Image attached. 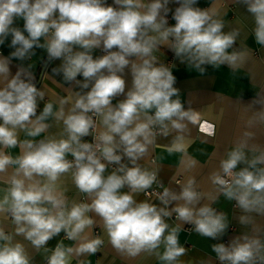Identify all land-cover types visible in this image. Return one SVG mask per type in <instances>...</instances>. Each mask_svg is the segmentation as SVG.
I'll list each match as a JSON object with an SVG mask.
<instances>
[{
  "label": "clouds",
  "instance_id": "9594fccd",
  "mask_svg": "<svg viewBox=\"0 0 264 264\" xmlns=\"http://www.w3.org/2000/svg\"><path fill=\"white\" fill-rule=\"evenodd\" d=\"M171 0H0V45L11 37L9 56L0 55V76L11 77L0 88V145L15 147L18 130L37 137L50 127V117L64 125L59 139L25 140L26 151L13 159L0 152V173L8 166L17 167L7 194L0 200V213L7 212L15 224V233L0 228V264H30L24 246L14 243V235H22L39 250L61 231L67 239L81 240L78 247L58 244L47 258V264H70L71 254L97 252L103 241L89 239L85 230L95 221L92 212L103 221L111 245L131 256L141 251L155 252L161 244L160 259L175 261L185 249L179 245L177 229L169 231L165 217L173 213L194 226L202 236L216 239L228 228L226 215L209 204L197 207L202 195L190 178L179 194L165 188L158 198L165 207L147 201L137 202L135 193L152 187L156 173L137 166L155 136L154 129L168 134L181 131L186 119L193 121L190 111L178 98L172 71L157 63L154 51L167 43L181 63L187 61L201 73L202 65L236 67L241 54L232 49L238 30L223 32L224 23L215 14L195 7L198 0H174L179 6L172 13L175 23L169 25ZM246 6L255 22L254 38L264 46V0H238ZM23 21V28L16 25ZM26 33V34H25ZM41 38L45 39L43 44ZM35 47L44 48L51 59H61L59 71L66 81H76L88 91L77 92L60 101L53 112L46 103L37 115L38 98L44 93L32 82L30 74L17 70L11 74L13 58L23 60ZM75 48L80 50L74 51ZM105 54L93 57L95 49ZM132 76L131 88L125 92V69ZM55 71V70H54ZM84 78L83 82L76 80ZM124 95L115 105L113 99ZM174 97H176L174 99ZM70 105L65 111L64 106ZM264 119V116H262ZM195 122V121H193ZM91 135L93 142L83 137ZM251 136L250 133H245ZM246 144H238L220 161V169L210 174L212 184L228 200H234L242 211L264 215V149L251 160ZM71 155L72 160L67 159ZM127 159L130 165L123 161ZM241 164L245 167L237 168ZM109 165L115 170L107 176ZM71 172L80 193L90 203L68 206L57 181ZM221 172L223 174H221ZM128 187L130 192H121ZM183 201L171 210L170 202ZM248 224L247 216H240ZM167 233V234H166ZM242 241V242H241ZM221 264H264V243L260 236L244 234L227 246L212 245Z\"/></svg>",
  "mask_w": 264,
  "mask_h": 264
},
{
  "label": "crops",
  "instance_id": "0c3cea01",
  "mask_svg": "<svg viewBox=\"0 0 264 264\" xmlns=\"http://www.w3.org/2000/svg\"><path fill=\"white\" fill-rule=\"evenodd\" d=\"M112 3L113 0L107 4ZM178 6L174 0H171L168 5L171 9L168 13L171 16L169 25L175 23L172 13ZM195 7L208 10L210 14H215V19L223 21V32L238 30L235 44L229 51L239 52L241 58L238 59L235 68L227 64L219 67L202 65L205 71L201 73L187 61L181 63L170 50L169 45L162 43L154 51L157 63L165 65L172 71L176 78L174 87L178 89V98L183 103L184 109L190 111L195 122L186 119L183 121L185 126L181 131L172 129L169 124L167 135L158 133L159 128L154 129L156 134L151 138L152 142L147 146L146 154L136 163L142 169L156 172L165 188L176 194L180 193L190 178H195V188L202 195L197 207L209 204L217 212L226 215L228 228L216 239L202 236L197 232H189L188 229L193 225L179 220L175 213L171 217H165V222L169 225L168 230L177 229L179 245L185 249L184 254L171 264H221L212 250L214 244L223 243L227 246L234 238L244 234L249 237L259 235L261 242L264 243V215L242 211L236 206L234 200L226 199L209 179L211 173L220 169V161L226 158L227 152L234 146L246 144L245 151L249 160L259 154L260 149H264V119H262L264 116V46L256 43L254 18L246 10V6L238 3V0H198ZM15 26L23 28V21L17 20ZM44 42L45 39L41 38L40 43ZM10 43L11 37L0 45V55L7 57L15 50L9 47ZM78 50L80 49H74V51ZM101 50L102 48L95 49L93 57L100 56ZM33 51L34 54L29 53L23 60L13 58L9 67L12 75H15L18 69L30 74L37 89L44 93L43 99L38 98L37 115L43 111L46 103L53 104L55 113L61 108L62 99L71 97L74 102L77 92L89 90L80 88L76 81L68 82L64 79L59 71L61 59H51L44 48L35 47ZM169 62H171L170 66ZM123 75L126 80L125 92H127L132 85L130 69L126 68ZM10 78V76L7 78L0 76V88L5 87ZM76 80L83 82L84 78L77 76ZM124 98V95L117 96L113 99V104ZM68 107L70 105L64 106L65 111ZM45 123L50 127L37 137H29L26 130H18L17 146L0 145V152L15 159L26 151L23 145L25 140L59 139L62 135H66L63 132L62 121L58 122L54 117H50ZM246 132L251 136H246ZM86 139L88 136L82 138L83 141ZM123 162L132 166L127 159ZM245 166L246 164L239 165L237 171ZM260 166L264 167V165ZM16 167L12 164L5 172L0 173V200L7 194L9 182ZM111 172L107 168L105 175ZM57 189L64 193L69 207L73 203L91 202L87 194L78 191L71 172L61 175L57 181ZM121 192H130V189L126 186L121 189ZM133 195L137 202L147 201L158 208L165 207L160 200L146 199L144 191ZM182 203V200L170 202L167 207L171 210L172 207ZM88 215L93 218L95 224L92 228L86 229L85 234L89 239L99 237L103 243L94 254L77 255L73 252L70 264H169L160 259V255L164 252L163 244L155 252L141 251L135 256L117 251L109 241L102 219L92 212ZM240 216H247L250 222L241 224ZM15 227L7 212L0 213V228H3L6 233L14 234ZM13 242H19L24 246L30 264H47L51 250L58 244L75 249L81 240H68L66 234L61 231L39 250L22 235H14Z\"/></svg>",
  "mask_w": 264,
  "mask_h": 264
},
{
  "label": "built area",
  "instance_id": "2783aa9c",
  "mask_svg": "<svg viewBox=\"0 0 264 264\" xmlns=\"http://www.w3.org/2000/svg\"><path fill=\"white\" fill-rule=\"evenodd\" d=\"M171 16H167L168 22L171 20L170 18ZM105 54L103 50H101V55ZM169 66L171 65V62H169L168 64ZM158 133H160L161 131H157ZM85 142H93V137L91 135L88 136V139L84 140ZM69 160H72L73 158L71 157V155L67 158ZM108 169L111 171L115 170V166L114 165H109ZM156 173V172H155ZM165 189V186L163 185V183H161L158 179V176L156 174V181L155 183L152 185L151 188L147 189L144 191V197L148 200H152V199H156L159 200L158 198V194H162L163 190ZM189 232H196L194 229V226H191L188 229ZM70 240V239H68Z\"/></svg>",
  "mask_w": 264,
  "mask_h": 264
},
{
  "label": "water",
  "instance_id": "95a60500",
  "mask_svg": "<svg viewBox=\"0 0 264 264\" xmlns=\"http://www.w3.org/2000/svg\"><path fill=\"white\" fill-rule=\"evenodd\" d=\"M111 0H107V3L110 2Z\"/></svg>",
  "mask_w": 264,
  "mask_h": 264
}]
</instances>
